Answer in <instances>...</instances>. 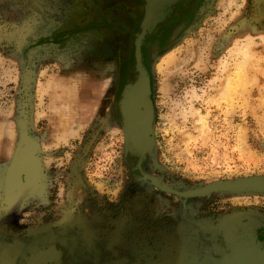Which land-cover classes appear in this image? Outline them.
I'll use <instances>...</instances> for the list:
<instances>
[{
	"label": "rangeland",
	"instance_id": "374dc122",
	"mask_svg": "<svg viewBox=\"0 0 264 264\" xmlns=\"http://www.w3.org/2000/svg\"><path fill=\"white\" fill-rule=\"evenodd\" d=\"M141 15L142 0H0V264L264 250L263 193H197L264 178V0L184 1L146 36L153 144L136 168L116 102Z\"/></svg>",
	"mask_w": 264,
	"mask_h": 264
},
{
	"label": "water",
	"instance_id": "95a60500",
	"mask_svg": "<svg viewBox=\"0 0 264 264\" xmlns=\"http://www.w3.org/2000/svg\"><path fill=\"white\" fill-rule=\"evenodd\" d=\"M196 0H142V15L133 39L134 77L125 83L116 102L125 144L137 157L136 168L149 153L152 144L153 107L150 98L149 73L142 60L141 47L146 36L154 33L178 3ZM220 190H250L264 194V178L254 177L213 183L197 193Z\"/></svg>",
	"mask_w": 264,
	"mask_h": 264
},
{
	"label": "bare ground",
	"instance_id": "6f19581e",
	"mask_svg": "<svg viewBox=\"0 0 264 264\" xmlns=\"http://www.w3.org/2000/svg\"><path fill=\"white\" fill-rule=\"evenodd\" d=\"M22 166L25 165H21V167ZM23 174L25 175V173ZM25 180H26V175H25ZM223 263L224 264H264V250L258 251L253 246L243 247L237 250L236 252L234 251L231 254V256L225 259Z\"/></svg>",
	"mask_w": 264,
	"mask_h": 264
},
{
	"label": "flooded vegetation",
	"instance_id": "af4514ba",
	"mask_svg": "<svg viewBox=\"0 0 264 264\" xmlns=\"http://www.w3.org/2000/svg\"><path fill=\"white\" fill-rule=\"evenodd\" d=\"M159 26V25H158Z\"/></svg>",
	"mask_w": 264,
	"mask_h": 264
}]
</instances>
